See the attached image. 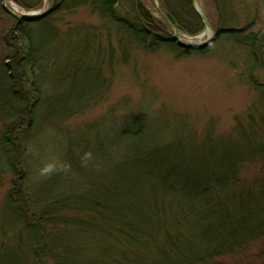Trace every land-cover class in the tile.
Returning <instances> with one entry per match:
<instances>
[{
    "label": "rangeland",
    "instance_id": "obj_1",
    "mask_svg": "<svg viewBox=\"0 0 264 264\" xmlns=\"http://www.w3.org/2000/svg\"><path fill=\"white\" fill-rule=\"evenodd\" d=\"M61 1L21 0L22 6L15 1L11 5L22 16H31L44 14L49 3L57 9ZM78 1L82 4L73 11L50 12L44 19L30 23L28 31L34 41L36 68L34 75L31 70L27 72L29 83L32 79L36 86L34 97L38 105L36 125L29 134L24 133L26 150L21 156L27 187L32 190L30 197H34V211L74 197L75 202L81 201L78 204L81 206L86 199L100 200L104 205L108 201L107 209L113 214L109 217L111 225L106 226L96 217L93 223L96 227L103 224L110 235L113 231L109 227L119 226L124 218L126 223L135 220L133 209L138 218H143L140 225H148L157 222L155 210L166 208L163 224L170 225L174 221L171 211L179 213L178 205L193 210L199 202L196 195L180 202L182 195L171 193L170 186L174 184L171 180L167 187L161 188L164 174L158 178L146 175L147 168L152 170L163 164L154 162L151 155L170 146L181 147L183 154L208 144L242 146L243 136L252 133L257 134L258 154L240 166L239 183L254 193L259 185L264 187V131L257 120L264 113V69L254 65L251 47L228 35L214 39L185 58H178V53L166 47L147 52L122 27L123 22L132 23L135 19L136 4L132 0H116L115 21L103 19L92 8V1ZM144 1L156 15L153 0ZM169 1L182 14V23L196 30L199 22L186 10L183 2L186 0ZM190 3L196 13L193 0ZM198 4L215 30L217 17L211 1L198 0ZM218 6L224 21L226 10L220 1ZM234 15L233 31L247 28L251 34H264V0H237ZM14 20L17 19L3 10L0 0V141L6 127L17 122L8 117L6 105L11 97L2 87L1 74V63L12 62L16 57L6 42L7 33L15 26ZM43 20L49 27L37 26ZM228 26L222 23V32L229 30ZM255 51L259 53V47ZM139 115L145 119L147 128L140 139H135L128 132L131 133L132 121ZM8 161L7 157L2 159L0 145V254L16 250L17 243L20 251L10 264H35L31 251L26 249L29 243L17 242L18 237L24 241L31 238L24 224L7 235L16 223L14 210L5 204L14 178L6 171ZM127 178L129 184L121 187L119 184ZM174 189L181 191L178 186ZM133 198L140 203L132 202ZM208 204L209 201L199 205L207 210ZM120 209L121 216L118 213L116 216ZM59 215L68 219L84 217L71 211ZM49 231L54 235L61 231L67 241L70 242L69 236L74 239L75 248L86 250L74 264L101 261L107 249L115 245L113 237L107 240L102 233H94L95 240L73 235L78 232L67 225ZM117 247L129 251L126 246L117 244ZM53 251L55 259L64 255L62 248ZM151 251L154 252L152 248ZM211 264H264V239L251 245L250 252L242 258L229 257Z\"/></svg>",
    "mask_w": 264,
    "mask_h": 264
},
{
    "label": "trees",
    "instance_id": "obj_2",
    "mask_svg": "<svg viewBox=\"0 0 264 264\" xmlns=\"http://www.w3.org/2000/svg\"><path fill=\"white\" fill-rule=\"evenodd\" d=\"M11 1L23 5L21 0ZM90 1L93 3L92 8L99 12L103 19L118 20L115 14L116 0ZM132 1L136 4L135 19L132 23L123 22L122 27L128 31L129 38L143 50L156 52L166 47L178 53V58H185L193 52H199L179 47L171 36L170 27L163 19L160 20L153 15L146 1ZM158 1L162 9L165 7L163 10L166 17L180 32L195 36L206 30L202 18L194 12L191 3L188 4L189 0L183 1L185 8L188 9V13H193V19L199 22L198 28L193 31L182 23V14L172 8V3L169 0ZM210 1L216 10L217 17L215 39L224 36L240 39V42L251 47L250 56L254 65L264 69V34H251L247 28L239 31L232 30L234 28L232 25L236 24L234 10L237 0H218L223 3L226 10L224 21L218 1ZM81 4L78 0H62L57 9L52 7L51 12L55 10L73 11ZM14 21L16 22L15 26L7 33L6 42L15 51L16 57L12 62L1 63V74L4 75L2 87L7 89V95L11 97V101L6 105V108L9 109L7 114L9 119L17 121L6 127L0 141L2 159L4 157L9 159L6 163V171L14 175L13 185L8 191L5 204L14 210L16 223L10 227L7 235L14 230L18 231L20 225L24 224L28 236L31 237L30 241L19 240L18 237L17 242L20 245L25 242V245L29 243L28 246L26 245V249L29 248L31 251L35 264H43L42 260L45 264H50L51 261L55 264H74V260L79 254L86 251L79 247L76 249L74 239L69 236L67 239L70 242L67 241L64 239L66 235H61V231L55 235L49 231L54 227L58 230L66 225L78 232L73 235L89 236L90 240H95L93 234L102 233L101 235H104L107 240H110V237L115 240V245H111L107 249L101 261L93 260L91 264H211L229 257L242 258V255L250 252L251 245L264 239V187L259 185L257 192L254 193L245 189L241 182L239 183L240 166L248 161L249 157L258 154L257 134L255 133L250 136L244 135L242 146L238 144H219L217 146L208 144L199 146V148L195 147L187 154L180 152L181 147L170 146L163 152L151 155L154 157V162L161 161L163 164L152 170L147 168L149 174L145 172L146 175L150 177L155 175L158 178L164 174L165 185H160L161 188L167 187V183L171 180L170 182L173 181L175 184L170 186L171 193L175 195L176 192H179L182 195L180 202L189 201L194 195L197 197L196 201L199 202L197 208H193V210H185L183 204L178 205L179 208L181 207L179 213L175 214L173 210L171 211L174 221L170 225L163 224L165 215H167L166 208L161 207V209L155 210L157 222L148 223V225H140L139 221L143 218L140 216L138 218L139 214L133 209V212L136 213L132 212V218L135 217V220L126 223L124 218L123 223H118L119 226L109 227L113 231L110 235L108 231H105L107 229L103 227V224L96 227L97 225L95 226L93 223L96 221V217L99 222L106 223V226L111 225L109 217L113 214L107 209L108 201L104 205L100 200L84 199L86 202L83 201L82 204L85 203V205L81 206L78 205L81 201L76 200L75 202L76 198L74 197L64 198L54 205H47L41 210L35 209L34 211V197H30L32 190L30 186L27 187L25 180L27 172L24 171L25 163L22 157L24 155L22 153L26 150L23 139L26 135L24 133L29 134L36 125L35 110L38 105L34 97L36 86L32 79L31 84L29 83L30 74L28 75L27 72L31 70V75L32 72L34 75L36 68V61L33 59L34 41L28 32L32 24ZM222 23L229 25V30L222 32ZM36 24L40 28L49 27L46 20ZM257 47H259V53L255 51ZM137 118L133 119L132 131L131 133L129 131L128 134L135 139H140L146 131L147 124L142 115ZM257 120L261 121L260 128L264 131V113L257 116ZM24 128H27V131H23ZM185 149L187 151V148ZM174 152L176 155H172ZM133 176L136 177V174L134 173ZM121 179L120 177L119 180ZM128 181V178L124 179L119 185L125 187L126 184H129ZM175 186L181 187V191L174 189ZM132 200V202H139L137 198ZM207 201L209 204L206 210L199 204H205ZM65 211L79 213L84 217H78L80 219L61 218L59 214ZM119 211L121 209L117 210L115 215ZM118 215L121 216L119 213ZM147 221L148 219L144 220L146 224ZM117 244L126 246L129 251L120 250ZM57 248H62L64 251V255L60 254L59 259H55L57 256L53 251ZM151 248L154 252L151 251ZM18 251L20 248L16 243V250L0 254V264L14 262L13 257L18 256Z\"/></svg>",
    "mask_w": 264,
    "mask_h": 264
},
{
    "label": "water",
    "instance_id": "obj_3",
    "mask_svg": "<svg viewBox=\"0 0 264 264\" xmlns=\"http://www.w3.org/2000/svg\"><path fill=\"white\" fill-rule=\"evenodd\" d=\"M1 1H2V8H3V10L7 14L11 15L15 19H17L19 21H22V22L32 23V22L40 21V20L44 19L51 12V10H50V3H49V5H48V7H47V9L45 11V13L42 14V15L22 16V15L16 13L13 10V7L11 6L10 0H1ZM193 4H194L195 10H196V13L202 18V20L204 21V23L207 25V28L210 29V30H212L211 25L208 22L207 18L198 9L197 0H193ZM165 19H166L167 23L170 25V27L176 33V37H175L176 43L178 44L179 47H181L183 49L196 50V51H198V50H201V49L207 47L212 42V41L211 42H207V43H204L202 45H191V44L183 43V42H181L180 37L178 35V30L171 24V22L167 18H165Z\"/></svg>",
    "mask_w": 264,
    "mask_h": 264
},
{
    "label": "bare ground",
    "instance_id": "obj_4",
    "mask_svg": "<svg viewBox=\"0 0 264 264\" xmlns=\"http://www.w3.org/2000/svg\"><path fill=\"white\" fill-rule=\"evenodd\" d=\"M13 10L16 11V12L19 11L18 8H16L14 5H13Z\"/></svg>",
    "mask_w": 264,
    "mask_h": 264
}]
</instances>
